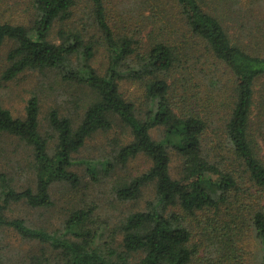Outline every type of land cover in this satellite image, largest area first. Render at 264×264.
<instances>
[{"label": "trees", "instance_id": "trees-1", "mask_svg": "<svg viewBox=\"0 0 264 264\" xmlns=\"http://www.w3.org/2000/svg\"><path fill=\"white\" fill-rule=\"evenodd\" d=\"M3 4L0 81L52 72L88 91L77 118L58 108L42 118L35 93L22 116L0 101V134L27 151L31 176L20 186L0 172V233L44 251L20 264H264V0H18L15 16ZM115 126L126 140L97 160L77 157ZM139 156L145 171L114 175ZM84 176L117 178L120 202L148 186L153 197L115 227L90 203L54 231L11 214L51 207L53 185L76 189Z\"/></svg>", "mask_w": 264, "mask_h": 264}, {"label": "rangeland", "instance_id": "rangeland-1", "mask_svg": "<svg viewBox=\"0 0 264 264\" xmlns=\"http://www.w3.org/2000/svg\"><path fill=\"white\" fill-rule=\"evenodd\" d=\"M5 1L9 3L5 6L2 5L5 15L15 16L14 14L23 12V7H9L18 0ZM261 7L264 8L262 4ZM246 14H248L247 10L242 9L240 17L242 22H246ZM7 48H9V43H6L0 50V71L3 66V55ZM103 61L104 59L100 53L95 55V66H99ZM126 87V95H134L135 88L128 85ZM34 93L37 94L40 100L42 118L50 108H58L65 115L77 118V115L83 109L88 91L59 82V79L52 72H25L10 82L0 81V101L5 108L10 110L13 116H22L27 99ZM126 136L127 130L120 126H115L108 133H97L86 141L77 157L95 160L102 158L103 154L110 151L113 142L116 140L122 142L126 140ZM18 144L13 138L0 134V172L11 170L10 174L15 177L16 183L25 186L27 180L31 177L28 168V157L27 151ZM149 165L150 162L147 158L139 156L127 165L128 168H123L122 173L119 172L114 175L125 178L127 172L132 174L142 173ZM74 170L82 176L85 166L77 165ZM176 172L177 168L173 166L172 174L175 176ZM116 179L105 178L92 184L89 177L84 176L81 181L82 184L76 189L66 184H55L51 188L53 202L51 207L47 209H30L25 206H18L13 208L11 214L15 217L25 218L32 227L54 231L60 227L62 220L72 210L95 204L99 219L106 222L107 226L115 227L127 210H141L144 208L146 201L153 197V189L148 186L143 188L140 196L133 202L115 200L110 189ZM42 247L37 242L21 240L13 232L3 231L0 233V260L13 258L16 263L20 264L27 262L26 259L31 254L40 258L44 252Z\"/></svg>", "mask_w": 264, "mask_h": 264}]
</instances>
